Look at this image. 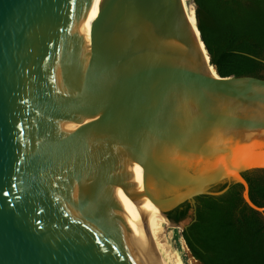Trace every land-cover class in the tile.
Wrapping results in <instances>:
<instances>
[{
    "label": "water",
    "instance_id": "1",
    "mask_svg": "<svg viewBox=\"0 0 264 264\" xmlns=\"http://www.w3.org/2000/svg\"><path fill=\"white\" fill-rule=\"evenodd\" d=\"M202 43L183 0H0V264H135L95 168L117 207L144 166L162 213L234 179L264 214L242 175L264 170V79Z\"/></svg>",
    "mask_w": 264,
    "mask_h": 264
},
{
    "label": "trees",
    "instance_id": "2",
    "mask_svg": "<svg viewBox=\"0 0 264 264\" xmlns=\"http://www.w3.org/2000/svg\"><path fill=\"white\" fill-rule=\"evenodd\" d=\"M211 65L223 78L264 79V0H189ZM249 197L264 207V170L242 173ZM205 194L163 211L182 232L191 256L201 264H264V214L243 200L234 179L205 188ZM194 212L195 215L194 216Z\"/></svg>",
    "mask_w": 264,
    "mask_h": 264
},
{
    "label": "bare ground",
    "instance_id": "3",
    "mask_svg": "<svg viewBox=\"0 0 264 264\" xmlns=\"http://www.w3.org/2000/svg\"><path fill=\"white\" fill-rule=\"evenodd\" d=\"M187 15L194 26L197 25L195 7L189 0H183ZM206 59L208 53L202 43ZM212 71L216 74L213 67ZM141 178L144 177L145 167L142 166ZM138 172H133L132 179L127 184L125 193L117 207L111 195H105L99 185L97 168L92 176V189L94 195L111 222L113 228L131 255L135 264H181L168 252L162 243L165 231L172 224L165 219L160 208L151 200H142L138 190L142 180ZM127 225L131 231L129 232Z\"/></svg>",
    "mask_w": 264,
    "mask_h": 264
},
{
    "label": "rangeland",
    "instance_id": "4",
    "mask_svg": "<svg viewBox=\"0 0 264 264\" xmlns=\"http://www.w3.org/2000/svg\"><path fill=\"white\" fill-rule=\"evenodd\" d=\"M190 2L192 3V1ZM164 201H166V203L164 204L165 209L173 204V202L168 201L167 198H164ZM182 232L183 231L179 225L175 226L174 224H172V227H169L165 231L162 243L165 244L171 256H173L175 260L178 259L181 264H199L191 256L190 251L183 239Z\"/></svg>",
    "mask_w": 264,
    "mask_h": 264
},
{
    "label": "flooded vegetation",
    "instance_id": "5",
    "mask_svg": "<svg viewBox=\"0 0 264 264\" xmlns=\"http://www.w3.org/2000/svg\"><path fill=\"white\" fill-rule=\"evenodd\" d=\"M171 207H172V206H169V207H168V208H166L165 210H166V211H168V210H170V208H171Z\"/></svg>",
    "mask_w": 264,
    "mask_h": 264
},
{
    "label": "snow or ice",
    "instance_id": "6",
    "mask_svg": "<svg viewBox=\"0 0 264 264\" xmlns=\"http://www.w3.org/2000/svg\"><path fill=\"white\" fill-rule=\"evenodd\" d=\"M97 3H99V0H97Z\"/></svg>",
    "mask_w": 264,
    "mask_h": 264
}]
</instances>
